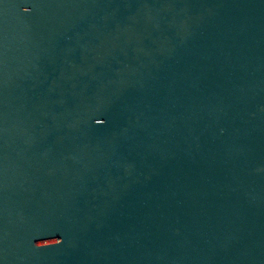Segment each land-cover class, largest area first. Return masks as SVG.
<instances>
[{
  "label": "water",
  "instance_id": "obj_1",
  "mask_svg": "<svg viewBox=\"0 0 264 264\" xmlns=\"http://www.w3.org/2000/svg\"><path fill=\"white\" fill-rule=\"evenodd\" d=\"M0 264H264V0H0Z\"/></svg>",
  "mask_w": 264,
  "mask_h": 264
},
{
  "label": "clouds",
  "instance_id": "obj_2",
  "mask_svg": "<svg viewBox=\"0 0 264 264\" xmlns=\"http://www.w3.org/2000/svg\"><path fill=\"white\" fill-rule=\"evenodd\" d=\"M97 123H99V122H97Z\"/></svg>",
  "mask_w": 264,
  "mask_h": 264
}]
</instances>
